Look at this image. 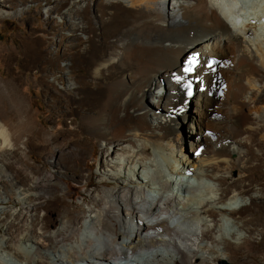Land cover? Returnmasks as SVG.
Instances as JSON below:
<instances>
[{
	"label": "bare ground",
	"instance_id": "obj_1",
	"mask_svg": "<svg viewBox=\"0 0 264 264\" xmlns=\"http://www.w3.org/2000/svg\"><path fill=\"white\" fill-rule=\"evenodd\" d=\"M238 1L53 3L49 13L61 22L48 17V31L34 27L19 50L22 71L0 82V105L17 121L12 129L0 120V155L26 166L32 146L51 154L58 149L53 164L65 170L61 180L70 191L90 185L92 176L81 166L92 170L105 153L99 167L104 189L84 198L80 212H72L78 205L66 206L51 220L40 214L58 205L57 185L36 178L32 192L21 190L20 211L3 221L1 253L18 264H264V149L250 151L256 136L264 140V36L257 34L264 0H247L239 13ZM59 26L67 34L50 52L45 44ZM191 51L223 61L216 72L226 85L222 97L196 93L186 102L179 93L175 78ZM0 59L11 65L14 51L1 50ZM37 67V74H53L63 91L44 79L27 80ZM25 87L39 88L49 121L68 117L70 125L48 138L34 129ZM184 126L190 155L181 151ZM22 171L15 170L16 177ZM184 173H192L186 186ZM179 187L188 194L175 196Z\"/></svg>",
	"mask_w": 264,
	"mask_h": 264
},
{
	"label": "rangeland",
	"instance_id": "obj_2",
	"mask_svg": "<svg viewBox=\"0 0 264 264\" xmlns=\"http://www.w3.org/2000/svg\"><path fill=\"white\" fill-rule=\"evenodd\" d=\"M56 1L57 0H0V51H14V60L11 65H3L0 59V82H5V79H7L9 75L22 71L19 50L24 44L25 39H27L29 34H31L34 27V30L37 31V33H40V30L48 31L46 27H43V21L48 19V17H53V19H55V24H59L61 22V19L58 15L49 13V11L54 8L53 3ZM72 2L73 1H71L70 4H72ZM245 2H247V0H239L237 6L235 7V11H238L239 13V8L242 7V5L245 6ZM84 5L86 6V3H84ZM67 9L68 6H66L61 11L62 14L66 12ZM262 28L263 29H257V34L264 36V25ZM56 32L57 33L55 35H50L52 40L45 44L46 48L49 50L51 49L50 52H54L56 42L59 40L60 36L62 34H67V31H65L64 28H61L60 26L56 28ZM64 65L65 62H60L58 66L62 67ZM39 70V67L34 68L31 73L27 74L28 76L26 79L31 81L39 80V78L40 80L44 79L46 80L45 82L50 83V85H52L57 91H63L62 89H64V87L55 80L53 74H50L48 71L37 74ZM22 93L26 98L24 105L32 116V126L34 129H40L41 131H44V137L48 138L52 134L57 133L59 130L70 125L71 119L68 117L62 119L58 118L56 120L50 121L48 120L49 108L47 102L41 96L39 88L34 89L25 87L22 90ZM1 95H5V92H2ZM246 103H248L247 100ZM4 106L2 104L0 105V120L7 127H12L13 129V126H16L17 121L14 122L12 120V117L9 115V108ZM187 130L188 129L185 126L184 128H181L180 140L184 139V143L181 141L180 144H183L181 151L185 152L186 150V152L188 151V155H190L189 150L191 149L190 146L192 144H188L186 135ZM262 135H264V133H262ZM214 137H216V135H214ZM25 139L26 137L23 136L20 140V152L24 149L23 142ZM254 140L255 142L252 144L250 149L251 152H254L255 148L257 150L261 148L264 149V140L261 139L260 136H256ZM185 144H187L186 147ZM242 148L245 150L247 149L243 146ZM97 151V148H88V153L96 154ZM105 155V153L102 154V159L93 164L92 170H86L85 166H81L80 170L82 171L83 175L88 176L90 174L92 176L90 179V185L88 187L78 186L77 190L69 191L66 189V184H64L61 180L63 175L62 173H64L65 170L63 168L57 169L53 164L55 160L59 159L58 149H55L54 154H51L47 153V150L44 147L35 145L32 146L29 155H27L24 159L26 166L23 165L22 161H17L13 155L2 153L0 158L5 162L0 160V241L5 234L6 228V226L3 225V221H10L11 219H8L7 216L10 213H17L20 211L22 202L26 197L21 195V190H24V192H32L36 178H38L40 181L48 183L53 182L57 185V188L52 191V197L58 201V205L49 206L48 208L42 209L40 216L45 215L51 220L56 219L58 216L64 215L66 213V206L69 207L70 205L79 206L77 209H72V212L74 213L80 212V209H84L86 206L84 198L87 197L89 199V195L93 194L98 189H104L99 184V167H101V164L103 165ZM19 157L20 156H18V159ZM6 160L9 162L15 160L17 163L14 165V168H7L5 163L9 162ZM90 161L93 162V160ZM261 165H264V163H261ZM19 167H21L23 171L16 177L15 170L18 171ZM53 173H56L54 174V177H50L49 175ZM120 181H122V179H120ZM230 182L231 181H228V183ZM71 183L73 186L78 185L74 181ZM73 186L72 188H74ZM28 248L35 251V247L32 246V243L28 244ZM28 251L29 250L27 249L25 252ZM0 262L3 264H18L15 259L8 256L4 252H0Z\"/></svg>",
	"mask_w": 264,
	"mask_h": 264
},
{
	"label": "snow or ice",
	"instance_id": "obj_3",
	"mask_svg": "<svg viewBox=\"0 0 264 264\" xmlns=\"http://www.w3.org/2000/svg\"><path fill=\"white\" fill-rule=\"evenodd\" d=\"M192 69L191 68H186L185 71L186 72H190Z\"/></svg>",
	"mask_w": 264,
	"mask_h": 264
}]
</instances>
